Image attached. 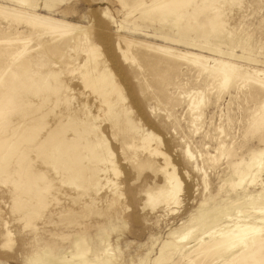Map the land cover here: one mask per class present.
Instances as JSON below:
<instances>
[{"label":"rangeland","instance_id":"obj_1","mask_svg":"<svg viewBox=\"0 0 264 264\" xmlns=\"http://www.w3.org/2000/svg\"><path fill=\"white\" fill-rule=\"evenodd\" d=\"M239 1L216 0L213 2L215 4L212 3L213 8H216L214 11L217 12L219 9L218 13L224 20L221 28L223 38L219 42L212 38L210 43H205L179 36L168 24L146 26L134 22V18L128 15V11L123 9L118 0H0V3L50 14L85 26L92 40L99 45L97 54L100 58L97 57V59L107 62L114 78L122 87L126 97L122 102L131 109L132 118L162 138L161 147L176 164L185 188L189 182L186 177L190 175L192 181L196 180L195 187L192 191L190 190L191 192L184 188L180 193L181 204L172 203L168 208H164L162 205L156 207L146 205V189L149 185L161 184L162 174L154 173L150 166L141 168L134 166L131 162L134 148L125 146L122 149V134L116 135L115 120H112L103 111L102 116L91 117V120L104 130L102 138L106 140L110 152L108 153V150L101 146L99 149L102 152L97 157L86 158L85 161L90 166L100 163L103 167H111L108 158L112 159L114 154L112 160L117 163L121 173L116 175L112 170H105L94 176L87 174V179H85L86 176L78 177L77 183L81 184L80 186L69 183L70 173L63 171V168L68 166L64 159L47 161L48 159H45L53 148L48 146L42 152L37 147L45 140L47 132L51 129L64 130L62 136L71 138L74 128H82L80 125H75V122L80 123V121L74 120V114L72 117L70 115L62 117L67 123L66 125L58 123L59 116L57 114H66L81 100L83 84L77 78L78 75L72 74L71 69L74 64L76 65L84 59L85 53L82 48L87 46V42L81 44L71 40L65 46L54 47L49 53L33 54L37 60L35 68L28 74L30 81L39 79L41 74L50 70L57 69L59 73L58 77L49 76L44 80L45 82L42 80L34 83L30 89L23 88L18 83L10 90L9 87L7 90H9L11 98L6 100L4 108L0 106V109L5 111L0 115V157L9 153L8 159L11 158L8 168H0V227L8 221L14 230V242L9 247H0V264H34L36 257L40 258L41 264H47L48 254L62 256L71 250L73 248L72 236L78 233L85 235L90 249L88 259L94 264H100L99 259L95 260V257L103 260L110 259L111 262L106 264H191L194 254H187L196 243L197 237L222 222L225 216L234 215L236 208L241 204L240 202L243 206L258 205L263 202L264 176L258 184L246 188L248 193L253 194L252 199H242V192H240L243 191L242 189L237 191V194L231 191L228 186L221 189L222 191L220 190L223 178L232 172L230 163L234 159L228 155L224 156L215 166L206 156H204L205 162H208L205 163L198 153V150L203 153L206 151L217 153L216 150L214 151L217 142L213 139L216 135L215 125L223 127L222 139L227 140L225 142L234 150L236 149L240 155L246 154L249 148L258 147L260 142L257 135L249 136V139L244 134L247 130L245 127H248L246 119L250 117H247V113H251L252 109L260 103L262 94L259 92L256 95L255 88L248 85L241 92L234 89L235 87H231V94L225 93L224 99L220 101V106L211 104L207 100L209 104H207L208 107H205V116L199 121L201 124H199L200 133L192 136L188 131V123L182 121L186 115V102L174 101L173 115L169 118L168 110L171 109V106L159 107L157 100L143 90L139 69L136 66H131L130 62L115 47L116 35H128L137 39L203 53L215 58L232 60L247 67L264 69V0ZM192 6L191 3L188 10ZM11 23L0 19V28L3 27L1 30L7 29V34L13 33L16 29L23 30V34L30 39L29 48L42 47L45 44L51 46L62 40L51 39L47 34L40 35L36 30L21 24L22 22ZM2 34L0 33V35ZM107 34L109 39L105 38ZM70 37L73 35L64 39L68 40ZM230 52H233L235 56H231ZM27 55L29 54L23 55L15 64L23 63L28 59ZM44 63L47 65L43 66ZM186 74L181 77L184 80L182 85L186 90L203 87V80L197 79L194 71H188ZM179 81V78L172 77V81L167 86V92L177 95ZM57 85L62 88L54 94L53 86ZM85 91L90 94L91 98L93 97L90 89L86 88ZM243 91L245 93L248 91L249 94L246 93V95ZM251 93L256 95L253 101ZM206 94L207 99L215 102L217 95L215 91H210V93L208 91ZM46 95H51L50 99L45 100ZM239 100L243 107L240 106ZM16 108L21 110V116L12 114ZM82 110L85 112V109H78L84 118ZM91 110L96 113L97 108L93 105ZM240 112H243L244 115ZM242 115L245 122L242 120ZM10 120H24L25 122L20 128L10 130L8 123L14 125ZM220 120L222 124H220ZM34 126L36 129H32ZM226 128L231 129L227 131ZM25 129L29 134L24 132ZM207 131L211 133L208 137L204 135L207 134ZM179 133L182 134L179 135ZM85 134L83 137L81 136L80 142L86 139ZM185 134H188L190 138H184ZM93 137L90 135V139H94ZM187 139L188 141H186ZM151 143L156 146L157 140H152ZM187 143L191 144L196 155L192 162L185 159L184 156ZM82 152L85 153L84 150ZM23 154H25L26 160L21 161L20 157ZM140 154L143 158L150 157L147 151H141ZM98 158L106 161L101 162ZM152 158L159 164L164 162L161 154H153ZM26 165L30 167L28 170ZM197 166L204 168L209 173L210 186L208 188L203 185L202 174L194 169ZM6 169L12 170V175L7 174ZM15 169H18V172H15ZM30 170L40 174L45 172L47 176L42 180H35L36 183H40L37 186L41 194L39 200L29 196V189L32 186H27L24 182L23 185L19 183L26 179ZM57 171H59L58 174ZM96 176L101 177V181L97 182ZM55 177L58 178L51 182L50 179ZM118 185L123 194L116 200V194H112L111 191ZM236 198L240 199L235 200ZM192 217L193 221H191ZM189 230L192 232L184 241L180 236ZM105 248L110 249L108 251L110 255H105Z\"/></svg>","mask_w":264,"mask_h":264},{"label":"bare ground","instance_id":"obj_2","mask_svg":"<svg viewBox=\"0 0 264 264\" xmlns=\"http://www.w3.org/2000/svg\"><path fill=\"white\" fill-rule=\"evenodd\" d=\"M118 1L123 9L128 11V15L134 18V22H138L142 25L163 26L164 24H168L174 28L179 36L191 38L194 41L200 40L205 43H210L212 38H215L217 42L221 41L223 38L221 28L223 27L224 20L222 15L218 13L220 10L218 9L216 12L214 11L216 8H213V4H215L213 2H216V0ZM191 3L193 6L188 10ZM0 19H2V21L6 20L10 23L14 21L22 22L21 24L36 30L40 35L47 34L51 39H62L55 45L48 46L45 44L42 47L29 48L28 42L30 39L23 34V30L15 28L16 30L13 31V33L9 32V34H7V29L1 30L3 28L1 26L0 33L3 34L0 35V106L3 108L6 100L11 98L9 90L12 89V86H17V83L23 88L30 89L33 87L34 83H38L42 80L44 81L49 76L58 77L59 71L56 69L41 74L39 79L30 81L28 74L35 68L37 60V57L33 54L49 53L54 47L59 48L61 47L60 45L65 46L71 40L81 44L87 42V46L82 48V51L85 53L84 59L78 64H74V67L71 69L72 74L78 75L77 78L83 84L84 90H82L83 95L81 100L77 102V105L71 107L66 114H57L59 116L58 123L61 125L67 124L62 119L63 116L70 115L72 117L74 114V120L80 121V123L75 122V125H80L82 128H74V133L71 138L65 135L62 136L64 130H49L46 134L45 140L37 147V149L42 152H44L48 146L53 148V150L48 153L45 160L48 159L47 161L52 162L59 158L64 159V162H66L68 166L64 167L63 171L65 173H70L68 182L73 183L76 186L81 185L77 183V178L86 176L85 179H87V174L94 176L99 174L100 171L112 170L116 175H119L121 173V171H119V166L112 160L114 154L112 159L108 158L111 167H103L100 163L90 166L85 161L86 158L90 159L97 157L100 152H102L99 149L101 146L108 150L107 142L102 138L104 130L100 128V125H97L91 120V117L97 118L102 116L104 111L112 120H115L114 127H116V135L122 134V149H124L125 146L134 148L132 161L130 160L134 166L138 168L150 166L154 173L162 174L163 181L161 184L154 183V186L149 185L146 189V205H151L152 207L162 205L164 208H168L172 203H180L182 200V197L180 198V193L185 187L184 181L178 174L176 164L172 162L167 152L162 149V138L149 128L141 125L130 115L131 109L122 102L126 98L122 91V87L114 78L112 70L109 68L107 62L99 61L97 59L99 45L92 40L87 28L81 24L72 23L66 19L57 18L50 14H44L35 10L4 3H0ZM70 35H73V37L68 38V40L64 39ZM107 36L108 34L105 38L109 39ZM115 47L119 53L130 62L131 66H136L139 69V75L142 76L141 85L143 86V90L147 92L149 96H152L157 100L159 107L163 105L171 106H169L171 109L168 110L169 118L173 115L172 108L175 106L174 101L181 100V102H186V115L183 117L182 121L184 120L188 123V131L192 136L200 131L199 121L205 116V107H208L207 104L210 102L211 104L214 103L216 106H220V101L224 99L225 93L231 94V87H235L234 89L241 92L246 86L250 85V87L255 88L254 92L257 93H255L256 95H258L259 92L262 94L260 95L261 100L259 101L258 99L260 103H257L258 105L252 109V112L250 109L251 113L246 112L248 114L247 117H250L249 119H246L248 120V127H245L247 130L245 129L246 133L244 134L247 138L249 136L253 137L254 135H257L260 142L258 147H255L257 146L255 145V148H249V150L246 148L248 152L240 155L236 149L234 150L232 146L225 142L227 140L222 139V133H224L222 130L223 127L221 125H215L214 130L216 135L214 133H212V135H215V138L213 139L217 142V146L214 149L217 153H210L206 150V153H203L198 150L199 156L202 160L204 159V162V156H206L211 164L215 166H217L216 163L220 162L224 156L227 157L228 155L229 157H232L234 159V161L230 163L232 164V172L231 174H228L227 177L223 178L220 190L224 189L225 186H228L231 188V191L237 194V191L239 192V190L242 189L243 191H240L242 192V199L251 200L253 194L248 193L246 188L258 184L262 176H264V69L247 67L232 60L215 58L203 53L184 50L179 47L159 44L153 41L137 39L128 35H116ZM25 54H29L27 55L29 56L28 59L21 64H15L16 61ZM230 54L231 56H235L233 52H230ZM98 58H100V56ZM46 65V63L43 64V66ZM188 71H194L197 79L203 80L202 84L204 85L202 88L186 90L183 87L182 83L184 80L181 77L186 76ZM172 77L180 79V83H177L179 89L177 95H172L167 92V86L172 81ZM62 86H53V93L55 94L60 91ZM8 88L9 90H7ZM86 88L90 89V92L93 94L92 98L90 94H87L85 91ZM208 91L209 93L210 91H215L217 93L215 102H211L207 99L206 93H208ZM256 95L251 93L252 101ZM50 97L51 95H46L44 99H50ZM30 99L32 98L30 97ZM240 100L239 104L241 102ZM93 105L97 108L96 113L91 110ZM240 106L242 105L240 104ZM78 107L80 109H85V112L82 110L85 115L84 118L82 117V113L78 111ZM4 112V109H0V115ZM20 113L22 114L21 110L17 108L12 112L14 116H21ZM240 113L243 114V112ZM243 115L242 120L245 122ZM10 121L14 123V125L10 122L8 123L10 130L20 128L25 122L24 120ZM219 122H221V120ZM220 124H222V122ZM227 124L228 123L226 122V125ZM244 125L246 124L244 123ZM210 126L211 125L209 124V127ZM34 128L36 129V126L32 127V129ZM226 129L228 131L229 128ZM26 131L27 129H25L24 132ZM84 133H86V139L80 142L81 136L83 137ZM180 134L182 133H179V135ZM209 134L211 135L210 131H207V134L204 135L208 137ZM225 134L227 136V133ZM90 135H93L94 139H90ZM184 138H190V136L188 137V134H185ZM247 138L245 139L248 141ZM204 139H206V137ZM213 139L211 138V140ZM152 140H157L156 146L151 143ZM252 140L254 139L252 138ZM186 141H188V139ZM244 145H246V143ZM207 146L205 147L207 148ZM238 146L236 147L238 148ZM82 150H84L85 153H83ZM103 151L105 152L104 149ZM141 151H147L150 157L143 158L140 154ZM107 152L109 153L110 151L108 150ZM8 154H3L0 157V168L9 167L11 163L9 159L11 160V158L8 159ZM153 154H161L164 158V162L159 164L157 160L152 158ZM184 156L185 159L187 158L191 162L196 156L190 143L186 144ZM20 159L21 161L26 160L25 154H23ZM98 159L101 162L106 161L101 158ZM29 168L30 167L26 165V169L28 170ZM194 169H197V171L202 174L203 185L208 188L210 186V180L207 170L198 166ZM15 172H18V169H15ZM6 173L12 175L13 172L12 170L6 169ZM58 173L59 171H57V174ZM45 177H47L45 172L40 174L36 171L30 170V173H27L26 179L19 183L23 185L24 182L27 186H32L29 189V196L38 198L39 200L41 194L38 191L37 186L40 183H36L35 180H42ZM191 177L192 176L190 175L186 177V179H189V182H187L188 186L185 188L186 190L188 189V192H191L195 187L194 182H196V180L192 181L193 179ZM57 178L58 177H55L50 180L53 182ZM59 178L60 180L62 178L61 172ZM91 179L92 177L90 176V180ZM101 179L102 178L99 176L95 177L97 182L101 181ZM111 192L112 194H116V200H118L123 194L119 185L117 188L114 187ZM107 198H109V196H107ZM238 199L240 198H236L235 200ZM262 201L263 202L258 205L251 206H243L242 202H240L241 204L238 203L239 206L236 208L234 215L225 216L222 222L216 224L212 229L197 237L196 243L190 248L191 250L189 251V254H187H194V257L191 259V264H264V200ZM193 219L194 218L192 217L191 221H193ZM191 232L192 231L189 230L187 233L181 235L180 238L183 240L188 238ZM178 241L180 242V239ZM12 242H14V230L7 221L3 223L2 227H0V247H9ZM72 245L73 248L62 256L48 254L46 257L47 264H94L88 259L90 249L84 234L78 233L72 236ZM108 249L105 248V255H110L108 253L110 249ZM35 259L34 264H41L40 258L36 257ZM96 259H99L98 262H100V264L111 262L110 259L103 260L102 258L95 257V260Z\"/></svg>","mask_w":264,"mask_h":264}]
</instances>
